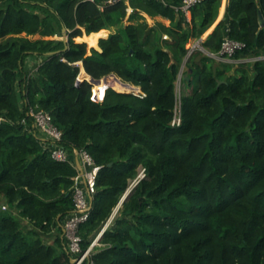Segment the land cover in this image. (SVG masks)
<instances>
[{
  "label": "trees",
  "instance_id": "1",
  "mask_svg": "<svg viewBox=\"0 0 264 264\" xmlns=\"http://www.w3.org/2000/svg\"><path fill=\"white\" fill-rule=\"evenodd\" d=\"M181 4L0 0V264H73L63 222L81 149L100 167L80 227L84 250L104 230L95 264H264V0H228L205 40L222 0L190 18ZM227 29L247 45L232 60L217 58ZM29 56L42 59L32 73ZM112 73L142 93L110 85L96 101L78 82ZM31 109L51 113L68 160L52 156Z\"/></svg>",
  "mask_w": 264,
  "mask_h": 264
},
{
  "label": "built area",
  "instance_id": "2",
  "mask_svg": "<svg viewBox=\"0 0 264 264\" xmlns=\"http://www.w3.org/2000/svg\"><path fill=\"white\" fill-rule=\"evenodd\" d=\"M110 1L112 2L114 0ZM201 1L203 0H182V4L175 7L177 9H182L186 15L189 16L191 7ZM226 31L227 34L223 39L217 58L232 60V57L238 51L246 48L247 45L244 41L231 38L228 34V29ZM199 43L200 41L194 45L193 48L200 46ZM92 98L96 101H102L104 97L99 98L96 94H93ZM30 114L33 116L34 126L39 130L44 139L50 140L54 144V147L52 148V156L59 161L68 160L70 158L69 151L60 145L62 140V131L54 124L51 113L42 109H31ZM180 123L181 102L179 107L177 106L176 115L173 121V124ZM76 152L80 159L82 170L75 177L73 198L74 208L63 222V236L66 240V247L72 257L73 264H95V262L90 258V253L93 246L97 244H95L97 238L103 233V231H101L93 240L91 245L84 250L82 247L80 227L88 221L90 217L94 196L97 191V176L100 167L96 165L92 155L86 149L76 150ZM145 175V169H142L140 174L141 178L145 177ZM3 208L6 209L7 206L4 205Z\"/></svg>",
  "mask_w": 264,
  "mask_h": 264
},
{
  "label": "crops",
  "instance_id": "3",
  "mask_svg": "<svg viewBox=\"0 0 264 264\" xmlns=\"http://www.w3.org/2000/svg\"><path fill=\"white\" fill-rule=\"evenodd\" d=\"M227 7H228V0H222V4H221V7H220V11H219V16H218V18H217V20H216V22L213 24V26L202 36V38H201V40H205L207 37H208V35L214 30V28L216 27V25L221 21V20H223V19H225V18H227ZM130 10H131V8H130ZM150 17V16H149ZM189 18H190V15L188 16ZM156 18H158V17H156ZM155 18V19H156ZM160 18V20L161 19H164V18H161V17H159ZM157 20V19H156ZM165 20H167V19H165ZM168 21V23H166V24H169V20H167ZM156 22V21H155ZM154 22V23H155ZM164 22V21H163ZM165 23V22H164ZM107 30V36L112 32L111 30H109V29H106ZM84 34H86V32H84ZM35 37H39L38 35L37 36H35ZM106 37V36H105ZM63 38V37H62ZM77 40V39H76ZM40 61H42V59L40 58V57H35V56H29L28 58H27V61H26V65H27V67H26V69L29 71V73H32L36 68H37V66H38V64L40 63ZM182 83V82H181ZM182 92L185 90V84H183L182 83ZM182 94V93H181ZM72 159H73V161H74V163L76 164V166L79 168V157H78V154H77V152H76V150L73 152V154H72ZM108 226V224L106 225V227ZM105 227V228H106ZM104 228V229H105ZM104 231V230H103ZM102 235V234H101ZM51 240V242L53 241V238H51L50 239ZM98 243V242H97Z\"/></svg>",
  "mask_w": 264,
  "mask_h": 264
},
{
  "label": "water",
  "instance_id": "4",
  "mask_svg": "<svg viewBox=\"0 0 264 264\" xmlns=\"http://www.w3.org/2000/svg\"><path fill=\"white\" fill-rule=\"evenodd\" d=\"M259 22H260L261 27H264V14H263L262 11L259 12ZM63 39H64L65 41L68 40V32H67V28H66V27L63 28ZM90 47H95V46H90ZM96 48H97V47H96ZM53 53H54V52H50V53H48V54L50 55V54H53ZM85 72H86V71H85ZM89 76H90V75H89ZM186 78H189V77L186 76ZM84 79H87V77H85ZM84 79H80V78H78V82L83 81ZM109 79H115L117 82L121 83V84H122L123 86H125L126 88H130L131 91H134V90H132V89H137V87H133V85H131V82L124 81L121 77H119V76L116 75L115 73H112V74L107 75V76L104 77V81H105V82H109ZM88 80H89L92 84H94V85H98V84H100L101 81H102L101 78H99V79H95V78H93V77H91V76H90V78H89ZM109 87H111V86H110V85H107V87L105 88V91H106V89H108ZM138 89H139V88H138ZM140 91H141V89H140ZM104 94H105V93H104ZM103 97H104V96H103ZM79 161H80V160H79ZM79 169H80V171L82 170V166H81V163H80V162H79ZM138 182H139V180L136 181V182H135V183H134V184H133L128 190H127V192H126L125 195L123 196L121 202L119 203L117 209H118L119 206L122 204V202H123L128 196H129V194L131 193L132 189L134 188V186H136V185L138 184ZM117 209H116V210H117ZM116 210H115V211H116ZM100 236H101V235H100ZM100 236L97 238L95 244L98 242ZM72 263H73V260H72Z\"/></svg>",
  "mask_w": 264,
  "mask_h": 264
},
{
  "label": "rangeland",
  "instance_id": "5",
  "mask_svg": "<svg viewBox=\"0 0 264 264\" xmlns=\"http://www.w3.org/2000/svg\"><path fill=\"white\" fill-rule=\"evenodd\" d=\"M132 11V9L130 10V8H129V13ZM147 19H148V21H149V23H151V24H154V22L155 21H157V20H160V18L158 17V18H152V17H149V16H147ZM161 21H164L165 23H168V21L167 20H165V19H161ZM108 33V32H107ZM84 35V34H83ZM199 41H193L192 43H190V47H194V45H196L197 43H198ZM199 45H200V43H199ZM88 47L90 48V46L88 45ZM85 77H87V79H89V75L87 76V75H82V76H80L79 75V78L80 79H84ZM111 86H114L116 89H119V90H122V91H127V92H131V89H129V88H125V87H123L122 85H120V84H118L117 82L116 83H114L113 85H111ZM182 83H181V80H178V82H177V91H178V94H179V99H180V96H181V93H182ZM132 90H134L135 92H139V93H142L141 91H140V88L139 89H132ZM92 91H93V94H96V95H98L99 93H102L103 95H104V92H105V87H103V88H101V89H98L94 84H93V89H92ZM179 104H180V100H179V103H178V107H179ZM133 185V184H132ZM131 185V186H132Z\"/></svg>",
  "mask_w": 264,
  "mask_h": 264
},
{
  "label": "bare ground",
  "instance_id": "6",
  "mask_svg": "<svg viewBox=\"0 0 264 264\" xmlns=\"http://www.w3.org/2000/svg\"><path fill=\"white\" fill-rule=\"evenodd\" d=\"M105 77V76H104ZM104 77H102L101 79H102V81H101V83L100 84H98V85H95L98 89H101V88H103V87H105V86H107V85H113L114 83H116L117 81L115 80V79H109V82H105L104 81ZM90 78V77H89ZM118 84H120V85H122L121 83H119V82H117ZM132 85V84H131ZM123 86V85H122ZM123 87H125V86H123ZM133 87H134V85H133ZM126 88V87H125ZM130 89V88H129ZM97 97H103V94L102 93H99L98 95H96Z\"/></svg>",
  "mask_w": 264,
  "mask_h": 264
}]
</instances>
